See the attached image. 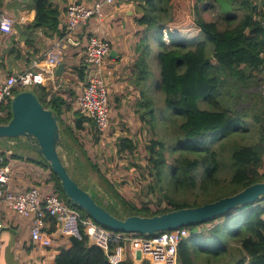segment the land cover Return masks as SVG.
Returning <instances> with one entry per match:
<instances>
[{"label":"trees","instance_id":"16d2710c","mask_svg":"<svg viewBox=\"0 0 264 264\" xmlns=\"http://www.w3.org/2000/svg\"><path fill=\"white\" fill-rule=\"evenodd\" d=\"M31 1V7L25 3L22 6L23 10L28 9L35 14L29 29L43 30L45 36L55 41L62 38L64 28L60 27L63 20L61 7L51 0ZM203 1L134 0L137 4L135 16H138L135 20L142 27L143 35L156 27L161 28L159 39L163 51L158 57L160 88L164 93L165 106L173 110L175 117L181 118V121H175L176 126H179L173 128L175 141L169 152L176 158L171 162L167 158V144L157 138V117L153 103L143 97V103L140 100L134 103L138 106L136 115L141 122L139 130H130L127 124L123 125L127 134L119 140L117 153L120 157L134 155L138 143L143 141L141 132L149 130L156 139H150L149 144L143 147L146 153L145 169L151 179L147 188L153 193L159 191L163 199L158 200L154 206L146 201L136 205L124 199L118 185L104 176L106 188L113 191L112 197L118 202L122 214L114 206H107L111 211L103 203H97L120 219L130 216L153 217L185 208L201 207L264 181V115L251 116L255 119L253 128L259 134L255 140L252 135H246L249 129L246 128L244 114L232 112L228 106L219 107L220 104L215 101L220 94L228 96L231 92L227 81L244 84L245 87L252 85L259 74H264V0L220 2L222 23L206 22L200 16L199 7ZM8 8V0H0V16ZM197 40L199 43H195ZM26 43L31 44L29 41ZM139 49L143 55L135 62V71L139 70L135 76L142 83L149 76L146 58L149 47L143 48L140 43ZM82 64L78 66L80 82L86 83L87 70ZM34 87L35 90L23 91H32L46 109H52L58 114L61 133L62 124L68 122L66 113L73 112L76 131L85 130L93 136L95 142L100 141L102 137L97 125L82 117L74 110L75 102L69 101L75 99V91L69 88L53 93L52 89L42 85ZM63 94L68 95V101ZM202 103L212 108L203 109ZM143 110L146 113H139ZM4 111L1 121L7 123L12 118L11 102ZM86 122H90L91 127L85 126ZM67 130L74 138L76 148L81 147L78 142L79 133L74 134V127L69 124ZM138 133L140 136H133ZM2 155L8 166L16 161L18 166L23 161L30 164V182L35 181L38 187L48 193L53 188V194L67 206L76 209L82 220L90 218L83 209L68 200L57 175L40 154V159ZM224 162L230 166V172L224 175V179H220ZM168 168L174 177L169 173L166 177ZM126 171L129 175L132 169L129 167ZM166 180L170 182L173 192L181 195L179 198L172 197L165 189ZM236 210L240 211L238 215L233 216L232 212H228L208 223L185 228L191 237L179 247L180 264H264V197ZM51 230L54 232L56 226ZM54 264L110 263L105 252L91 245L87 238L78 240L70 237L68 247L61 251ZM123 264H132V261Z\"/></svg>","mask_w":264,"mask_h":264},{"label":"rangeland","instance_id":"374dc122","mask_svg":"<svg viewBox=\"0 0 264 264\" xmlns=\"http://www.w3.org/2000/svg\"><path fill=\"white\" fill-rule=\"evenodd\" d=\"M13 1V0H12ZM226 0H204L199 9L200 16L206 21V22H217L222 23V9L220 2H224ZM22 2V0H15L14 3ZM145 3V1H143ZM110 6H106L103 10L104 12H107V8ZM239 16H241V13H238ZM15 18H17V14H13ZM138 16L136 17V19ZM97 18L93 17L89 20V25H86L83 27L79 32L83 34L82 40H81V46L78 48V52L83 53L85 48L88 46L90 37L94 36L100 40H102V32L99 31L101 29L96 21ZM131 19V18H130ZM129 30H133V36L136 41L132 40L131 49L135 50L136 56L142 57L143 52L138 49L136 46L137 44L140 45V43L143 44V48L148 46L149 52L146 56L147 63L149 67V76L142 82H138L135 79L136 85L138 86L135 88L134 82H129L128 85L125 84L123 88L118 92V95L120 96H127L126 93L130 92L131 88L135 89V91H139L143 95V99H148L153 103V110L155 111L157 121H156V132H157V138L167 144V152H168V160L170 159L171 162L176 158L172 153H170V149L173 145V142L175 141V138L173 136V128L178 127L176 126L175 121L180 123L181 118L175 117V112L173 110L168 109L164 104V93L160 88V64H159V54L163 51V45L161 40L159 39V32L160 27L154 28L152 31L148 32L147 34L143 35L142 27L137 24H133L129 22L128 26ZM95 31L98 33H93L92 36H90V32ZM136 31L138 34H136ZM76 38V35L73 36ZM145 38V39H144ZM144 39V40H143ZM195 43H199L197 40ZM66 57H69V52L65 53ZM78 63V61H77ZM125 62L120 63V72H122L123 69H127L126 72L135 71V67L133 69V66L130 68H127V66H124ZM73 66V65H72ZM70 67V66H68ZM136 72V71H135ZM88 72L86 73L87 77ZM134 80V79H133ZM256 82V83H255ZM134 85H133V84ZM227 87L231 88V92L228 94H220L217 96L215 101H217L220 106L224 107L228 106L232 112H241L244 114L245 117V123L247 124L246 128L248 130V136H251L255 138V140L258 139L259 134L257 130L253 128L255 125V119L252 118V115H264V74L257 76L254 83L250 86H245L244 84H239L236 82H228L227 81ZM31 90H35V87L28 88ZM119 89V88H118ZM72 91H75V89L71 88ZM224 92V89L223 91ZM135 100H131L132 104H128L127 97H118V104L119 107H117L112 104L110 105V118H109V126L106 130L102 129L101 127H98V132L102 136L98 142H95L93 140V136L90 135V133H87V131H76L75 129V119L73 116H67V121L62 124V133H61V139L63 143H69L71 142L72 147L74 146L75 141L72 139V136H70L69 131L67 130L68 124L72 127H74V134H78V142L81 144V147H77V150L74 148L72 151L71 160L72 161H79V163H72L68 158H64L62 145L59 147V152L64 158V162L66 165H70V172L72 178L78 183V185L83 188L84 190L88 191L90 195L100 204H104L107 206H114L120 213L118 202L113 198L112 196L113 191L111 189L106 188V184L104 181V176H107L108 179H110L113 183H116L119 187V192L121 196L131 202H134L136 205H141L144 201L151 202L150 205L157 204V201L162 200L163 195L159 193V191L152 192L148 190L147 185L151 183V179L148 175L147 169H145L146 166V153L143 150V147H146L149 144L150 139H156L152 135V133L145 129L143 132H141V137L143 141H140L138 143L139 147L137 148L134 155L126 156V157H120L117 153L118 148L117 145L120 144L121 139L124 137V135L127 134V131L125 128H123L124 124H127L130 126V130H133L135 128H139V125L141 124L140 120L138 119L136 115L135 105L137 104V101L140 99L139 96L136 93H132V96H135ZM76 96V94H75ZM68 98V97H67ZM109 99H110V93H109ZM130 99V98H129ZM75 99L69 100L71 103L74 102ZM111 101V99H110ZM136 101V102H135ZM139 103V102H138ZM140 103H143L142 98L140 99ZM76 106V103H75ZM203 109H211L212 107L209 105H206L204 103L201 104ZM142 112L139 113H144ZM146 113V112H145ZM257 116V117H258ZM172 120V125H171ZM90 122H86L85 126H89ZM73 129V128H72ZM114 129H117L119 133L114 131ZM139 130V129H138ZM115 132L119 134V136L115 137ZM136 132V130H135ZM68 133V134H66ZM113 138V142L110 141L111 138ZM139 133L136 135H133L134 137H138ZM140 136V135H139ZM256 136V137H255ZM133 140L134 137L130 136ZM108 139V144L106 143ZM120 140V141H119ZM133 141H136L135 139ZM217 141V140H216ZM254 141V140H253ZM104 142V143H102ZM20 147L19 149L12 150L7 149L3 144H1V153L6 154V156L10 157L14 155H20L24 153L25 155H28V157H31L33 159H40L39 152L34 149L33 147V141L28 138H21L18 139L16 142ZM102 144V145H101ZM16 145L15 147H18ZM215 145V144H214ZM80 146V145H79ZM217 147V145L215 146ZM7 149V150H6ZM77 152V155H74ZM9 153V154H8ZM127 154V153H126ZM21 156V155H20ZM123 156V155H122ZM227 159V158H226ZM227 161V160H226ZM75 166V167H74ZM223 166V173L222 176H219L220 179H224V175H228L230 172V166L226 162H224ZM131 168L132 171L127 174L126 168ZM17 170H21L19 167ZM16 170V171H17ZM76 170V171H73ZM12 171V170H11ZM168 173L173 176L172 173H170L169 168L166 172V177H168ZM174 177V176H173ZM226 177V176H225ZM164 183L165 189L169 192V194H172V197L179 198L181 195L175 194L173 192V189L171 187L170 182ZM199 181H202V177H200ZM94 184L96 187L94 188ZM32 187H38L33 185ZM40 188V187H39ZM42 188V187H41ZM40 188V189H41ZM44 192L45 189H41ZM51 193H53V188L50 190ZM49 192V193H50ZM175 194V195H173ZM167 202H165L166 205ZM163 207V206H161ZM108 208V207H107ZM111 210L110 208H108ZM112 211V210H111ZM234 215H238L240 211L234 210ZM16 214V213H15ZM122 214V213H121ZM17 215V214H16ZM226 219L220 221L219 223L225 221ZM103 228V227H102ZM181 229V228H179ZM177 230V229H176ZM118 233V232H115ZM134 235V234H133Z\"/></svg>","mask_w":264,"mask_h":264},{"label":"built area","instance_id":"2783aa9c","mask_svg":"<svg viewBox=\"0 0 264 264\" xmlns=\"http://www.w3.org/2000/svg\"><path fill=\"white\" fill-rule=\"evenodd\" d=\"M129 0H95L92 6L73 1L68 4L64 23V36L56 40L31 67L5 77L0 82V123L4 108L15 95L28 88L42 85L46 75L62 63L69 38L85 27L93 17H102L106 6ZM16 20L7 13L0 16V33L11 35ZM111 43L106 39L90 37L85 64L90 68L83 94L77 97L76 110L82 116L106 130L109 126L110 99L105 76V60L110 56ZM45 67V73L44 68ZM98 128V127H97ZM103 135H101L102 137ZM12 171L5 165L0 147V233L4 228L1 207L24 218H33L31 235L40 249L51 248L56 235L78 240L87 238L90 244L101 248L110 264H123L132 258V264H180L179 247L191 237L188 229L181 228L155 235L115 233L102 228L91 218L81 219L80 213L65 204L56 194L44 192L39 187L13 191L10 187ZM53 221L57 232H48L47 221ZM2 242L0 239V251Z\"/></svg>","mask_w":264,"mask_h":264},{"label":"crops","instance_id":"0c3cea01","mask_svg":"<svg viewBox=\"0 0 264 264\" xmlns=\"http://www.w3.org/2000/svg\"><path fill=\"white\" fill-rule=\"evenodd\" d=\"M24 1L25 2H20V5H18V2L14 3L15 0H8L10 8H8L5 13L10 14L11 16L13 14H17L18 17L15 18L14 16H12L16 20V22L14 26V32L11 35L6 36L0 33V61L2 59V61L0 62V82L10 74L22 72L29 69L34 60L43 57L45 51H48V49L55 42L54 39L45 36L43 34V30L32 31L29 29V27H31L35 20V14L28 9H22L23 3L28 4L29 7H31L32 5L31 0ZM51 1L54 4L59 5L62 9L63 20L60 25L61 29L63 28L65 23V15L68 4L73 1H77L78 3L85 4L90 7L95 2V0ZM136 8L137 4L134 2V0L122 2L119 1L113 6L107 8V12L103 11L105 9L104 7L102 10L101 18L98 19L97 17H95L97 18L96 21L98 26L101 28L99 29V31L102 32L101 38L106 39L111 43V51L114 53L112 56L110 54V56L105 60L104 68L105 76L108 82L111 103L113 105H115L116 103L117 107H119L118 97H127L128 104L130 105L132 104L131 100H135L134 98L136 97V95L132 96V93H136L140 99L143 97L142 93H140L139 91H135V89L132 88L130 92L126 93L127 96L118 95V92L123 88L125 84L128 85L129 82H134L135 85L137 84L135 82V74H137L139 70H137L136 72H126L127 69H123L122 72H120V63L125 62V67L127 66V68H130L131 66H133L134 69L135 62L138 59L135 54V50L131 49V41H136V39H134L133 30H129L128 28L129 22L137 24L135 20ZM87 25H89V23ZM93 33L98 32L91 31L89 35L92 36ZM83 34L77 32L74 34L76 35V38L73 37L74 35L69 38L68 44L71 46H69L68 44L66 45L62 60V62L65 63L66 66L63 76L57 77L55 75V71L50 72L48 74H45L46 79L42 84V86L52 89L53 93H58L61 90L69 88L75 89V103L77 97L83 94L86 86V83L80 82V72L78 70V66L83 63L82 65L87 70V72H89L90 70V68L85 64L84 61L88 46L85 48L83 53L78 52V47L81 46ZM136 34H138L137 31ZM27 41H29L31 44L28 45L26 43ZM136 47L139 49L138 44ZM66 52H69V57H66ZM43 68L45 73V67L43 66ZM135 88H137L138 90L137 85L135 86ZM63 96L68 101V95L63 94ZM48 99H50V97ZM137 107L138 106H135L136 110ZM74 110H76L75 106ZM72 113L73 112H67L66 114L69 117L70 115L73 116ZM114 131L119 133L117 129H114ZM116 132L115 137L119 136V134H117ZM113 138H111L110 141L113 142ZM1 144L11 147L12 150H20L19 145L13 140H2L0 141V147ZM104 144H108V139ZM16 145H18V147H15ZM61 145L64 158H68L71 161V164H78L79 161L76 162L70 159L73 149L75 148L77 150L76 146L74 145L73 148V144H71V142L70 144L68 142H62ZM77 152L78 151H76L74 155H77ZM20 155L24 156L26 159L28 158V155H25L24 153ZM61 157L64 160L62 155ZM20 163V166H18L17 161L9 166L7 165L12 170L10 187L15 191H23L32 187L33 185H37L35 181H29L31 171L30 164L26 163L25 161ZM15 164H17L16 167ZM18 167L21 170L18 171ZM66 167L71 174L70 165L68 164L66 165ZM1 216L4 222V228L0 233V239L2 242V249L0 251V264H54L57 256L61 253V251L68 247V238L62 235H56L53 247L40 249L31 235L33 218H24L16 215L14 212L7 210V207L4 205L1 207ZM47 222V230L49 232L51 229H54L55 224L53 221H49V219ZM56 232L57 226L56 230L52 233L54 234ZM128 260L132 261L131 256H128Z\"/></svg>","mask_w":264,"mask_h":264},{"label":"water","instance_id":"95a60500","mask_svg":"<svg viewBox=\"0 0 264 264\" xmlns=\"http://www.w3.org/2000/svg\"><path fill=\"white\" fill-rule=\"evenodd\" d=\"M113 54L112 52L111 56ZM65 68V63L62 62L55 70V75L62 77ZM11 114L10 121L0 123V141L31 139L34 149L57 175L68 200L83 209L94 222L113 232L152 236L187 228L198 223H208L242 206L254 204L264 197L263 181L235 195L201 207L185 208L153 217L130 216L120 219L99 205L90 193L72 178L58 150L62 144V135L59 116L54 110L46 109L32 91H21L11 100Z\"/></svg>","mask_w":264,"mask_h":264},{"label":"bare ground","instance_id":"6f19581e","mask_svg":"<svg viewBox=\"0 0 264 264\" xmlns=\"http://www.w3.org/2000/svg\"><path fill=\"white\" fill-rule=\"evenodd\" d=\"M105 66V65H104Z\"/></svg>","mask_w":264,"mask_h":264}]
</instances>
